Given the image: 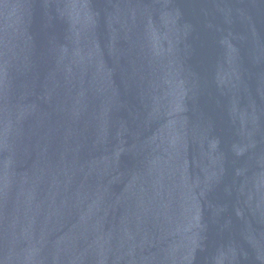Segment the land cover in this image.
Here are the masks:
<instances>
[{"label": "water", "instance_id": "obj_1", "mask_svg": "<svg viewBox=\"0 0 264 264\" xmlns=\"http://www.w3.org/2000/svg\"><path fill=\"white\" fill-rule=\"evenodd\" d=\"M0 264H264V0H0Z\"/></svg>", "mask_w": 264, "mask_h": 264}]
</instances>
